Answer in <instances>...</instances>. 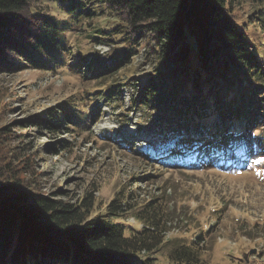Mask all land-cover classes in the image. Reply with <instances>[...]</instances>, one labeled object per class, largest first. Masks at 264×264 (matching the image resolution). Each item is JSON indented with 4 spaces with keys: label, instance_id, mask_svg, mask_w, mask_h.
Listing matches in <instances>:
<instances>
[{
    "label": "trees",
    "instance_id": "obj_1",
    "mask_svg": "<svg viewBox=\"0 0 264 264\" xmlns=\"http://www.w3.org/2000/svg\"><path fill=\"white\" fill-rule=\"evenodd\" d=\"M87 1L0 0V73L59 69L65 35L93 18ZM238 1L100 0L126 24L115 29L125 44L119 62L95 68L99 74L136 57L141 45L155 56V68L139 89L131 77L100 96L116 102L121 85L131 84L137 92L129 109L156 114L162 146L157 154L144 152L149 159L198 166L264 152V0H242L255 8L248 26L233 17ZM39 2L56 6L60 18L35 8ZM90 111L98 115L93 106ZM90 111L61 105L37 126L67 132V124L87 125ZM19 183L0 182V264H158L154 255L170 241L158 198L142 200L134 213L142 227L127 232L120 213L136 205L132 192H117L102 218L90 216L93 194L75 204L32 194ZM195 245H174L169 263L202 264Z\"/></svg>",
    "mask_w": 264,
    "mask_h": 264
},
{
    "label": "rangeland",
    "instance_id": "obj_2",
    "mask_svg": "<svg viewBox=\"0 0 264 264\" xmlns=\"http://www.w3.org/2000/svg\"><path fill=\"white\" fill-rule=\"evenodd\" d=\"M85 5L93 18L65 35L59 69L0 73V182L18 180L32 194L75 204L93 194L90 216L102 218L117 192H132L136 205L120 213L127 232L142 227L134 217L142 200L158 198L170 240L154 255L158 264H170L167 255L174 245L192 241L202 264H264V159L259 157L264 152L251 151L230 164L198 166H165L145 156L150 148L157 153L162 146L159 127L153 124L160 122L156 114L129 109L137 92L131 84L121 85L116 102L109 104L100 96L131 77L139 89L155 68V56L146 55L141 45L136 57L99 74L95 68L119 62L125 44L115 29L123 31L126 23L100 0ZM235 5L238 23L248 26L255 20L251 4L239 0ZM34 6L61 16L52 4ZM81 61L85 67L76 66ZM61 105L79 113L93 106L98 115L90 111L87 125L67 124V132L37 126V120L48 119Z\"/></svg>",
    "mask_w": 264,
    "mask_h": 264
}]
</instances>
